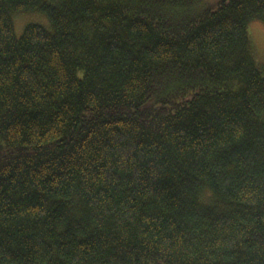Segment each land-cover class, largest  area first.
I'll return each mask as SVG.
<instances>
[{"label":"trees","instance_id":"16d2710c","mask_svg":"<svg viewBox=\"0 0 264 264\" xmlns=\"http://www.w3.org/2000/svg\"><path fill=\"white\" fill-rule=\"evenodd\" d=\"M25 11L49 26L17 36ZM253 20L264 0H0V264H264Z\"/></svg>","mask_w":264,"mask_h":264},{"label":"rangeland","instance_id":"374dc122","mask_svg":"<svg viewBox=\"0 0 264 264\" xmlns=\"http://www.w3.org/2000/svg\"><path fill=\"white\" fill-rule=\"evenodd\" d=\"M13 26L17 36L22 33L23 27L28 22H35L40 25L49 26L47 17L35 11H25L13 15ZM248 33L253 42L259 63H264V23L260 20H253L248 24ZM260 60H262L260 62Z\"/></svg>","mask_w":264,"mask_h":264}]
</instances>
